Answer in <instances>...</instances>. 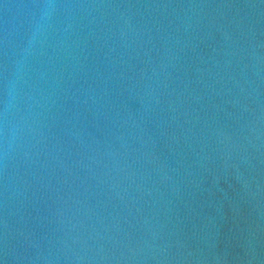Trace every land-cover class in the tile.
<instances>
[{
  "label": "water",
  "instance_id": "obj_1",
  "mask_svg": "<svg viewBox=\"0 0 264 264\" xmlns=\"http://www.w3.org/2000/svg\"><path fill=\"white\" fill-rule=\"evenodd\" d=\"M0 264H264V0H0Z\"/></svg>",
  "mask_w": 264,
  "mask_h": 264
}]
</instances>
